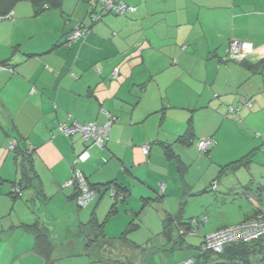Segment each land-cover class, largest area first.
Returning a JSON list of instances; mask_svg holds the SVG:
<instances>
[{"label":"crops","instance_id":"0c3cea01","mask_svg":"<svg viewBox=\"0 0 264 264\" xmlns=\"http://www.w3.org/2000/svg\"><path fill=\"white\" fill-rule=\"evenodd\" d=\"M37 1H17L7 11L11 17L0 21V64L6 63L0 68V264H48L25 228L36 222L54 243L52 264L73 255L74 237L84 241L81 255L115 249V264H140L152 235L160 240L154 249H199L207 234L256 215L264 205V154L255 162L259 147L240 154L231 144L248 141V132L264 137V0H123L137 10L107 13L97 22L89 0H60L59 6L44 0L49 4L40 12ZM81 26L88 34L66 44ZM232 40L253 44L247 59L228 53ZM230 106L240 115L229 114ZM103 109L116 117L105 147L59 133L69 117L105 123ZM186 135L191 138L183 141ZM206 137L214 142L204 152L197 141ZM11 143L20 148L11 150ZM88 146L90 156L79 165L89 182L129 191L110 216L115 200L104 188L81 207L77 189L65 185ZM243 157L251 159L248 165L229 167ZM179 171L184 175L177 181ZM15 182L24 184L20 198L10 194ZM215 182L213 191L245 197L247 211L231 224L205 225L200 246L187 242L188 233H174L171 241L163 234L165 211L192 221L196 214L187 218L183 202L187 188L194 195ZM93 218L105 221L110 241L89 247ZM132 219L139 224L132 242L114 243ZM62 238L67 242L60 245ZM62 248L67 252L58 255ZM188 251L184 261L192 258Z\"/></svg>","mask_w":264,"mask_h":264},{"label":"built area","instance_id":"2783aa9c","mask_svg":"<svg viewBox=\"0 0 264 264\" xmlns=\"http://www.w3.org/2000/svg\"><path fill=\"white\" fill-rule=\"evenodd\" d=\"M93 7L91 13V19L93 22H97L102 19L105 13H115L127 15L134 13L137 10L136 6L129 5L123 0H89ZM11 14L6 16H0V21L6 18H10ZM90 31L89 28L77 27L74 29L66 39V44H70L72 41L84 37ZM254 46L249 41H237L232 40L228 48V53L236 56V59L242 61L251 52H253ZM6 66L0 64V68ZM114 77H117V71L113 73ZM247 106L251 107L252 102L249 101ZM103 111L108 115V120L105 123L98 124L96 122H89L82 124L73 117H69L68 121L60 123L57 128L60 134L65 136H73L80 134L82 139L90 146H97L100 148L105 147L106 143L110 139L111 129L116 120V117L110 115L105 109ZM241 111L233 106L229 107V114L239 116ZM213 138L206 137L197 141V145L201 151L207 152L213 145ZM88 146L83 152H81L73 161L72 176L66 181V186H74L77 189V203L79 206H87L97 195V191L90 186L87 176L79 163L84 161L90 156ZM11 150H14L15 144L9 145ZM33 149L31 148V151ZM144 154L149 153V146L144 145L142 147ZM217 182L213 183L211 189L216 188ZM164 186L161 185V191ZM15 194L22 196L23 191L19 186L13 188ZM111 197L114 199H123L124 194L112 187L109 189ZM196 229H193V232ZM183 233V231H181ZM264 236V206H262L256 213V215L250 219L244 220L238 224L232 226H225L219 228L205 236L204 242L201 246V252L213 251L215 253H221L226 245L235 242H251ZM193 259H188L185 264H193Z\"/></svg>","mask_w":264,"mask_h":264},{"label":"rangeland","instance_id":"374dc122","mask_svg":"<svg viewBox=\"0 0 264 264\" xmlns=\"http://www.w3.org/2000/svg\"><path fill=\"white\" fill-rule=\"evenodd\" d=\"M248 133H249L248 141L241 138L239 139V141L233 142L231 144L233 151L235 152V150L236 151L239 150L240 154H243L242 152L244 151L247 152L251 150V148L253 147H259L258 149L255 150L256 155L254 156V160H256L255 162H257V160L261 162L262 154H264V137H262L263 139L259 141L256 138L257 137L256 133H251V132H248ZM258 141H259V145H258ZM233 156L237 158L238 155L234 154ZM216 158H219V156ZM224 160L228 162L227 158H225ZM195 167L196 165L192 167V170L195 169ZM189 169L190 168L188 167V170ZM183 175H181V171H179V174L177 173L176 175L177 181H179ZM184 181L186 180L184 179ZM1 183L2 182L0 180V185ZM201 185H203V183L198 185L199 187H196V188L199 189ZM213 190L214 189H211V186H210V188H208L205 192L200 191L199 193H195L194 195H191L189 193L190 189L188 190L187 188V192H186L187 194L183 198L185 207L189 209V211L186 213V217L188 218L191 214H196L195 218L192 220V224L194 228L196 229V231L190 232L186 235V240L188 243H192L196 246H200L201 234H202L201 232H203L205 225L210 224V226H218L219 224H222V222H226V224H231L232 221L239 218L241 214H243L244 211H247L246 202L248 200L245 197L241 198V194L239 193L235 194L234 192H230L229 189L222 190L221 187H219L217 191H213ZM158 194L159 192H156L154 196L157 197ZM185 200H188L189 203L187 204ZM178 202L179 200H175L174 205L177 204ZM153 205L156 207V205H159V204L153 203ZM201 205L203 206L202 211H200V213H197L199 212V206ZM240 206L241 208H244L243 211H241ZM207 218H208V222L204 223L206 221L205 219ZM196 219L197 220L199 219L198 220L199 222H196ZM87 230L91 232L90 228H88ZM78 235H81V233H79ZM78 237L81 238L80 236ZM89 237L90 238L93 237V232L89 234ZM146 237L144 235L141 238V240L143 241L146 240L145 239ZM150 238L151 239L149 241L144 242L143 244L144 248L140 250L141 251L140 264H184L185 256L187 253L186 251L190 250L188 251L190 253V256L192 257L190 259H193L194 261L196 260V255L200 252V249L193 248V247L184 248L181 250H175L174 252L171 251V249H168V250L154 249L153 246H156L158 243H160V240L157 239L156 235H152ZM56 242L62 245V243L63 242L66 243L67 240L62 238V239H57ZM73 243H75L76 246H74L72 249H69L73 255H71L70 257H67V256L65 257L64 255L59 256L60 257L59 262L62 261L65 264H113V260L115 258H118V256H116L117 251H115V249L109 250L108 252H105L104 254V251L94 250V248H92L89 251V254H87V256L81 255L79 252H80V247H83V244H84L83 239H77L74 237ZM93 244H95V242H93ZM67 250L68 249L62 248V250L58 251L57 254L61 255L60 252H65V251L67 252Z\"/></svg>","mask_w":264,"mask_h":264},{"label":"trees","instance_id":"16d2710c","mask_svg":"<svg viewBox=\"0 0 264 264\" xmlns=\"http://www.w3.org/2000/svg\"><path fill=\"white\" fill-rule=\"evenodd\" d=\"M17 1L19 0H0V16H6L7 11L10 10L11 6H13ZM46 2L47 1H44V0H39L36 2L37 12H40L43 10V5ZM47 3L49 4V1ZM59 4H60V0H53V6H59ZM109 13H112V12H109ZM112 14H115V13H112ZM247 57L245 59H247ZM1 64L4 65L6 63L3 62ZM252 106H253V102H252ZM183 138H185L183 139V141H188V138H191V137H188V135H186ZM16 148L18 149L20 148V146L15 145L14 149ZM25 153H27L28 156H32L31 152L28 149H26ZM250 161L251 159L249 157H243L242 159H239L231 163L229 167L235 168L242 163L245 165H248ZM89 184L91 187H93L97 191V193L100 191L101 188H104L105 191L109 192L110 188L115 187L118 192L124 194L123 199L114 198L115 203L110 209L108 216L115 214L117 212L118 203L123 201L125 198H127L129 194L128 188L126 187H122L118 185L114 186L110 183L103 184V185H93L89 182ZM15 186H19L21 190H23L24 184L22 182H15L14 187ZM10 194L14 196L15 198L21 197L15 194L14 190H12ZM262 206L264 205H261V207ZM261 207H259V209ZM180 218H181L180 216H175L165 211V214H164L165 228H164L163 234L167 236L171 241H175L173 240V238H175L174 233H177L178 237L184 238V235H186L187 233L193 232L194 226L192 224V221L183 222V221H180L181 220ZM196 222H199V221L196 219ZM89 224L94 230L92 239L88 241L89 247L95 246V244L98 245V244L106 243V241H110L109 238H107V236L104 233L105 221L99 223L96 218H93ZM138 226L139 224L136 222V220L132 219L130 223L128 224L127 228L122 232V234L118 238L112 239L113 242L117 244L119 242H128V243L132 242L129 238V235ZM25 228L35 234L37 250L44 257V259L46 260L48 264H52L53 263L52 251L54 248V245H53L54 243L50 239L47 238L46 234L44 233L43 229L39 226L38 222L34 224L25 225ZM181 231H183V233H181ZM93 242H95V244H93ZM180 242L183 243L182 241ZM175 243L177 244V241ZM199 249H200V252L197 254L196 260L193 262V264H264V236L257 240L251 241V242H235V243L228 244L225 246V248L223 249L221 253H215L213 251L201 252V247ZM90 250L91 249H88L87 254H89ZM116 262L117 261L114 259L113 264H115Z\"/></svg>","mask_w":264,"mask_h":264}]
</instances>
